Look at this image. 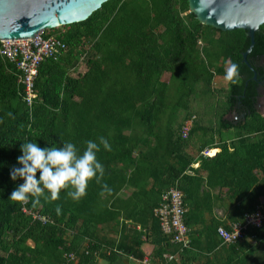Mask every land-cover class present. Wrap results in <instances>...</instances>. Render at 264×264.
Segmentation results:
<instances>
[{"label": "trees", "instance_id": "obj_1", "mask_svg": "<svg viewBox=\"0 0 264 264\" xmlns=\"http://www.w3.org/2000/svg\"><path fill=\"white\" fill-rule=\"evenodd\" d=\"M48 33L66 48L41 63L32 108L22 72L0 52V264L143 260L150 248L164 264H178L165 254L185 261L195 237L191 248L179 253L180 245L163 234L153 211L168 188L184 192L186 224L192 228L218 203L230 202L231 221L264 203V116L256 108L260 81L243 60L251 44L246 30L203 24L188 0H109L85 21ZM263 57L264 24L248 55L259 80ZM222 60L237 64L240 73L226 89L213 86L216 76H225ZM237 106L245 119L233 124L227 115ZM194 115L184 138L182 128ZM89 140L100 147L96 156L104 175L88 182L83 198L74 201L67 195L71 188L62 189L55 201L30 197L27 207L46 215V223L26 214L22 202L9 200L23 182L9 176L18 166L21 143L43 148L71 142L82 155ZM206 148L220 150L204 156ZM127 186L134 191L123 198ZM220 225L206 226L205 234L222 242ZM254 233L264 238V229H251L246 237L253 239ZM246 237L229 246L238 247Z\"/></svg>", "mask_w": 264, "mask_h": 264}, {"label": "water", "instance_id": "obj_2", "mask_svg": "<svg viewBox=\"0 0 264 264\" xmlns=\"http://www.w3.org/2000/svg\"><path fill=\"white\" fill-rule=\"evenodd\" d=\"M107 1L109 0H0V41L31 38L45 30L85 21ZM188 1L191 11L203 24L222 31H247L251 44L244 52L243 60L254 72V80L260 81L248 55L255 45L256 32L264 24V0ZM261 85L260 81L259 95ZM258 100L259 96L257 102ZM242 118L245 119V113Z\"/></svg>", "mask_w": 264, "mask_h": 264}, {"label": "built area", "instance_id": "obj_3", "mask_svg": "<svg viewBox=\"0 0 264 264\" xmlns=\"http://www.w3.org/2000/svg\"><path fill=\"white\" fill-rule=\"evenodd\" d=\"M50 34V33H46ZM43 32L31 38L7 39L1 41L0 52L3 56L14 61L22 72L21 81L25 86V100L32 108L35 99V81L41 63L50 57L57 58L58 54L66 48V44L59 37L46 35ZM196 116L186 121L182 128V136L187 138L193 127ZM214 149L206 148L202 155L213 156ZM216 154V153H215ZM214 154V155H215ZM27 202H22L23 211L32 214L34 220L46 223L49 218L38 212H33L27 207ZM188 206L185 195L178 186H171L163 194L160 203L154 209V216L159 220L162 232L170 237L171 241L180 245L179 253L191 248L190 228L186 224ZM251 229H264V205L259 204L253 212L246 213L240 221L220 225L217 233L222 243L227 245L237 244L243 240ZM253 240L258 241L257 234H252ZM178 256V255H177ZM173 256H170L172 258ZM71 259H74L72 256ZM143 264H150L144 261Z\"/></svg>", "mask_w": 264, "mask_h": 264}, {"label": "clouds", "instance_id": "obj_4", "mask_svg": "<svg viewBox=\"0 0 264 264\" xmlns=\"http://www.w3.org/2000/svg\"><path fill=\"white\" fill-rule=\"evenodd\" d=\"M239 78L237 64L226 68L227 81L237 83ZM100 144L105 150H111L105 138H100ZM19 151L21 154L16 158L18 166L10 169L9 176L13 182H23L11 192V201L27 202L30 197L38 200L41 196L55 201L60 198L61 190L67 188L72 189L67 195L79 201L86 195L88 182L93 178L99 182L104 175V167L96 156L100 147L92 140L86 142L82 155L77 154V148L71 142L63 143L62 147L42 148L37 142L26 141L21 143ZM104 187L107 188V185ZM56 211L59 214L60 208L57 207Z\"/></svg>", "mask_w": 264, "mask_h": 264}, {"label": "crops", "instance_id": "obj_5", "mask_svg": "<svg viewBox=\"0 0 264 264\" xmlns=\"http://www.w3.org/2000/svg\"><path fill=\"white\" fill-rule=\"evenodd\" d=\"M261 93V92H260ZM258 111L264 115L259 110V106L257 107ZM235 110H232L228 115L227 118L233 124L239 123L243 118H240L236 121L231 120L229 115H231ZM217 149V152L220 150L219 148H211ZM216 152V153H217ZM215 150L212 151V155L214 156ZM201 162L198 161L193 164L194 168H198ZM189 173L193 174V171ZM205 175V174H204ZM153 184L152 180L148 181L147 189L151 187ZM134 191V188L131 186H127L122 192L121 196L123 198H128L131 193ZM218 190H215V194ZM184 193V192H183ZM185 195V194H184ZM264 205V203H261ZM223 206L218 205L214 206L211 210H207V212L202 213L200 219L202 224L196 223V225L190 228V237L191 239L195 237L194 243L192 247V254L188 259L182 261L184 264H206L207 261L210 262L209 264H264V238L259 239L257 242L254 241L250 237H246L244 241L238 247L229 246L223 244L219 237L217 236H207L205 234V227L209 226L213 230L215 229L214 225L217 222H221V225H227L229 222H234L228 219L229 212H230V202L225 201ZM189 210V208H188ZM154 213V211H153ZM138 229L142 230L141 226H137ZM145 239V238H144ZM148 241V240H146ZM149 242V241H148ZM214 247L211 251L204 250L205 248ZM152 249L150 248V252L146 254L143 260H138L135 257H119L114 261L108 262L107 260H100V264H143L144 261H148L150 264H164L160 259L154 257L152 255ZM196 253L199 255L194 256ZM171 253H166V260L171 261L175 259L178 264H181V260L179 259V254L174 255L170 258ZM178 255V256H177ZM192 256L195 258L192 259Z\"/></svg>", "mask_w": 264, "mask_h": 264}, {"label": "rangeland", "instance_id": "obj_6", "mask_svg": "<svg viewBox=\"0 0 264 264\" xmlns=\"http://www.w3.org/2000/svg\"><path fill=\"white\" fill-rule=\"evenodd\" d=\"M61 28H63V27H61ZM48 32H49V30H48ZM262 64L264 65V57H263V60H262ZM218 65H221V66L224 65V67H226V68L229 67L228 62L227 61H223V60L220 61L218 63ZM213 86L215 88L226 89V88H228V81L225 79V76H216L215 79H214ZM263 86L264 85H262V87ZM260 95H261V98L259 99V101H260L259 102V110L262 113H264V87L262 88ZM242 115H243V113H241L239 111H234L231 115H229V118L231 120L236 121L237 118L238 119L242 118Z\"/></svg>", "mask_w": 264, "mask_h": 264}, {"label": "flooded vegetation", "instance_id": "obj_7", "mask_svg": "<svg viewBox=\"0 0 264 264\" xmlns=\"http://www.w3.org/2000/svg\"><path fill=\"white\" fill-rule=\"evenodd\" d=\"M262 60H263V58L260 60V63H259V65H261V66H264L263 64H262ZM261 81V83H262V85H264V79L263 80H260ZM262 85L260 86L261 87V90H262V88L264 87H262ZM261 98V95H259V99ZM259 100H258V102H257V107L259 106ZM235 111H239V112H241L242 113V111H241V107L240 106H237L235 109H234Z\"/></svg>", "mask_w": 264, "mask_h": 264}]
</instances>
